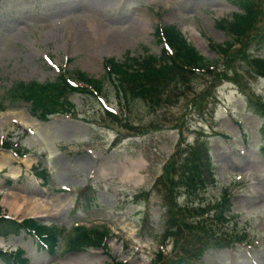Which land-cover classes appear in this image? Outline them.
Listing matches in <instances>:
<instances>
[{
    "label": "rangeland",
    "instance_id": "374dc122",
    "mask_svg": "<svg viewBox=\"0 0 264 264\" xmlns=\"http://www.w3.org/2000/svg\"><path fill=\"white\" fill-rule=\"evenodd\" d=\"M247 2L261 16L231 38L221 25ZM159 25L178 28L215 67L182 71L155 99H121L109 79L97 90L76 85L61 104L72 111L57 106L47 114L15 94L20 84L55 83L63 70L100 78L108 58L160 55ZM229 40L226 51L212 47ZM256 55L264 56V0H0V141L12 145L0 148V214L112 234L106 247L71 252L64 236L53 254L23 230L6 239L17 245L0 249H23L29 264L172 260L187 241L181 237L173 252L174 238L164 236L169 216L157 181L177 147L205 142L217 181L200 198L177 186L178 203L191 207L177 211L187 221L202 216L234 241L231 248L191 247L194 263L264 264V76ZM36 169L47 172L48 184ZM11 196L21 200L18 212ZM225 198L231 217L221 221L215 206ZM33 203L49 211L39 216Z\"/></svg>",
    "mask_w": 264,
    "mask_h": 264
},
{
    "label": "trees",
    "instance_id": "16d2710c",
    "mask_svg": "<svg viewBox=\"0 0 264 264\" xmlns=\"http://www.w3.org/2000/svg\"><path fill=\"white\" fill-rule=\"evenodd\" d=\"M244 7L245 13L236 14L233 21L221 25L237 39L241 38L253 26L262 13V11L256 12L255 6L252 10L251 4L248 2L245 3ZM160 31L161 29L157 27V36L160 39L166 37V42L174 49V55L167 56L164 62H158L157 57L153 55H147L143 59L127 57L122 63L109 59L106 63V74L103 78H95L85 72L77 71V81L83 82L92 88L101 89L107 77L115 82L116 92L122 97L121 99L130 100L135 97L139 98V96L155 99L162 93L161 84L177 75L179 76L182 71L211 70L215 67L214 60L202 55L175 27L164 28L165 33L162 34H160ZM232 46L233 43L229 40L225 44L218 45L217 49L226 51ZM252 60L259 73L264 75V58L256 56ZM18 86L14 90L15 94L17 91L20 94L16 95H21L26 100H36L33 103L34 107H41L42 110H46L44 112L47 114L51 113L52 109L57 106H59L60 112L69 111L70 108L65 109L64 105L61 104L68 99L67 95L69 93L79 90L68 83L65 74H60L55 83H45L39 86L37 83H28ZM5 146L8 147V145ZM44 177L46 178V176ZM215 182L216 177L213 172L210 148L207 143L197 142L194 145H188L186 149L177 147L175 153L168 160L164 173L159 177L157 187L169 216L164 236L174 238L176 244L173 252L176 251L181 237L186 239L187 242L180 247L175 258L160 264L187 262L194 257L191 247L193 249H206L214 246V244L216 246L230 244H227V242H230L231 238L218 234L215 231V226L208 224L202 216L194 215V219L187 221L183 218L182 213L177 211L179 208H191L178 203L176 197L177 186L184 184L189 194H195L197 195L196 198H200L205 188ZM163 187H169L170 190L174 187L175 193ZM201 201H204V199H201ZM228 211H231L230 199H221L215 206V214L218 220L224 221L230 218L231 216L226 213ZM21 228L26 229L30 234L36 235L44 247L52 253L57 251L63 235H67L61 229L46 226L34 219H27L19 223L9 218L0 217V234L7 236L12 232L18 233ZM74 229V232L68 234L70 241L67 243V250L69 251L88 247H105L107 237L110 234L109 229L104 231L81 226ZM22 253L21 250L17 253L0 251V257L8 264H28L27 259L22 257Z\"/></svg>",
    "mask_w": 264,
    "mask_h": 264
},
{
    "label": "bare ground",
    "instance_id": "6f19581e",
    "mask_svg": "<svg viewBox=\"0 0 264 264\" xmlns=\"http://www.w3.org/2000/svg\"><path fill=\"white\" fill-rule=\"evenodd\" d=\"M72 199L73 198L71 197V200ZM13 201H14V199L11 196V202H13ZM19 201H21L20 198L18 196H16L15 202L8 203L9 206L11 207V211L13 213L18 212L22 208V205L19 203ZM62 202H64V200H62V201L59 200V204H61ZM33 204L34 205L32 207V210L33 211H37L35 213H37L39 216H45L46 214H44V213L49 211L48 208H43L44 207L43 205L36 204V203H33ZM43 204H45V203H43ZM40 208H42L43 211H41ZM16 243H17V239L16 238H11L10 240H4L2 237H0V245H2V246H6L7 247L9 244L10 245L11 244L17 245Z\"/></svg>",
    "mask_w": 264,
    "mask_h": 264
}]
</instances>
